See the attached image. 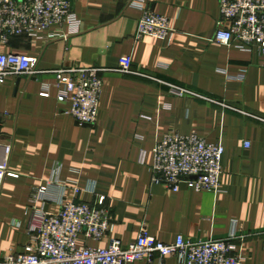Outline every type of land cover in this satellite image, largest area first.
<instances>
[{
	"label": "crops",
	"instance_id": "crops-1",
	"mask_svg": "<svg viewBox=\"0 0 264 264\" xmlns=\"http://www.w3.org/2000/svg\"><path fill=\"white\" fill-rule=\"evenodd\" d=\"M138 3L170 19V39L136 38ZM72 8L78 33L36 42L20 35L5 46L39 63L33 76L0 84V142L13 145L10 170L17 174L0 191V262L24 251L36 220L31 192L59 167L60 178L83 189L70 198L102 195L111 209L115 231L89 245L107 246L111 238L128 245L143 226L166 243L178 235L223 239L236 224L246 264H264V55L214 41L219 0H73ZM130 54L143 75L117 70ZM78 65L103 69L94 126L79 125L57 99L53 71ZM43 83L53 85L49 97L40 95ZM166 83L194 94L176 96ZM169 131L222 141V192L153 183V148ZM162 263L178 264L174 257Z\"/></svg>",
	"mask_w": 264,
	"mask_h": 264
},
{
	"label": "built area",
	"instance_id": "built-area-1",
	"mask_svg": "<svg viewBox=\"0 0 264 264\" xmlns=\"http://www.w3.org/2000/svg\"><path fill=\"white\" fill-rule=\"evenodd\" d=\"M73 0H0V84L20 76L37 73L39 58L5 50L9 41L27 35L33 42L54 40L78 33L81 20L72 8ZM141 17L136 38L151 36L170 39L174 30L170 19L138 3ZM221 18L214 41L234 45L244 52L256 49L264 55V0H219ZM66 26V28H65ZM68 29V30H67ZM103 69L94 66H72L54 70L58 89L57 99L68 105L65 112L81 126H94L103 90ZM117 70L124 74L143 75L133 70L132 55L119 58ZM168 84L171 93L182 97L192 91ZM53 85L43 83L40 95L49 97ZM1 115V110H0ZM13 152L11 143L0 142V191L7 177H16L10 170ZM225 147L222 141L209 142L197 132L163 134L153 148L151 166L153 183L178 191L182 184L197 192H222L221 177ZM143 151L141 162L144 163ZM59 167L45 183L34 188L29 206L36 217L28 243L20 253H8L2 264H134L146 260L154 264L174 257L178 264H246V254L239 247L240 236L233 224L223 239H193L178 235L166 243L152 236L143 226L136 240L123 245L111 238L107 246L89 245V240L100 241L115 231L116 223L106 197L93 202L70 198L82 194L75 181L63 180ZM54 204L56 209L46 208Z\"/></svg>",
	"mask_w": 264,
	"mask_h": 264
}]
</instances>
